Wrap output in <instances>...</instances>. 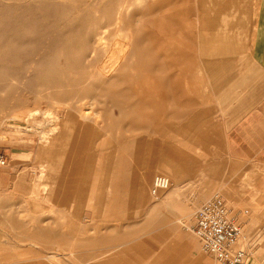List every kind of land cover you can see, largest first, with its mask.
Returning a JSON list of instances; mask_svg holds the SVG:
<instances>
[{"label": "rangeland", "instance_id": "374dc122", "mask_svg": "<svg viewBox=\"0 0 264 264\" xmlns=\"http://www.w3.org/2000/svg\"><path fill=\"white\" fill-rule=\"evenodd\" d=\"M256 1L0 0V264L45 255L46 264H100L110 249L116 264H193L184 238L218 264L191 231L194 211L216 193L210 180L234 184L238 203L248 197L237 190L245 175L264 185V163L235 159L223 144L258 90L247 54ZM69 109L99 133L40 144ZM140 138L149 169L131 190L135 159L115 146ZM111 150L126 164L118 190L104 174ZM79 158L77 178H100L98 207L87 191L64 195L62 177ZM158 173L170 184L154 198ZM251 231L263 234L264 218ZM141 236L146 243L136 244ZM256 241L262 248V235Z\"/></svg>", "mask_w": 264, "mask_h": 264}, {"label": "crops", "instance_id": "0c3cea01", "mask_svg": "<svg viewBox=\"0 0 264 264\" xmlns=\"http://www.w3.org/2000/svg\"><path fill=\"white\" fill-rule=\"evenodd\" d=\"M221 5L224 6V3L221 1ZM225 7V6H224ZM227 12L224 10V12L221 13L222 21H227ZM247 54L250 57V59L253 61L256 67V72L252 75L253 80L256 82L257 89L253 92L252 97H246L244 101H251L252 104H250L249 107H246L232 122H230L223 131V144L224 148L227 151L228 155L231 157L238 159V160H244V161H255V162H261L264 163V0H257L255 5V14H254V20L252 24V29L248 35V42H247ZM87 112V111H86ZM62 119L60 120V123L58 121L57 130L50 133L55 134L52 137H48L46 142H41L40 144H47L50 142H53L54 140L60 138V136L63 135V137L66 139L71 137H75L78 139L85 138L87 139L90 136H93L97 133H99L98 124L94 123V121H85V123H80L77 119V113L79 114V111L76 109H69L62 111ZM64 114V115H63ZM86 117V115H82L81 117ZM83 119V118H82ZM62 125V126H61ZM142 128V127H140ZM160 128V127H159ZM164 128V127H163ZM161 129V128H160ZM165 131V128L163 130V133ZM56 132H58L56 134ZM112 131H108V135L111 134ZM173 133L175 134L176 131L174 130ZM70 134V135H66ZM70 139V138H69ZM104 142L100 141V137L96 141V146L103 144ZM107 144L111 145L112 141L107 142ZM149 146L147 141H143L141 138L139 141H135L133 139L129 140L128 142H125L123 145H117L115 146V150L118 151L119 149L127 150L129 147L131 149L132 158L135 159L134 167H132L133 170V178H132V189H135V184L140 181L143 173V169L147 168L149 169V162L145 163L143 161V152H144V146ZM86 146H88L87 141H83L80 145L81 150H85ZM173 149H181L182 147L180 145L172 147ZM191 148V147H186ZM64 149H68V143H66V147ZM66 153V152H65ZM96 154V157L99 159L101 157H104V155H98ZM108 158H110L111 163H109V159L107 160L106 164V170L104 174H107L108 176H112V181H114V186L112 184V188L114 187L116 190H118V175L120 174V169L126 166L125 159L121 162L120 158H117L116 162L112 158V150L110 152H107ZM95 155V153H93ZM63 163L71 164V158L65 154L63 156ZM75 166L72 170V177L70 175V171L65 173L66 176L62 177V188L64 195L66 197L69 196H76L80 195L81 192L87 191L90 195V200L96 198V201H93L94 206L98 207L99 202V188H100V178L99 180H95L96 177H92V179L87 180V176H85L83 179L77 178V175L81 174L83 172V163L82 158H79L77 161L74 162ZM115 165V166H114ZM43 166V165H42ZM115 167V168H114ZM115 172V177H113V173ZM88 173V172H87ZM85 173L84 175H88ZM90 173V172H89ZM42 174V173H41ZM94 174V173H93ZM96 173L95 175H97ZM100 177V174H98ZM71 177V178H70ZM178 177V174H177ZM264 177V175H263ZM260 179V180H259ZM259 179H252L253 182H251V179L247 175H245L242 178V181L237 185V190L242 191L246 196L248 195L247 199L245 201H239L235 200L233 197L230 199L229 195L234 192V184H228L227 182H221L217 180H210L212 183V189L216 191V195L220 196L222 199L226 200L228 203V206L230 204L233 206V211L235 214H237L240 218V220L243 222L242 225V234H248L250 235V239H248L255 247V250L253 252V255L248 256L245 258L244 264H264V243L262 248H260L257 245V237L262 235V238H264V233L259 234L258 236H254L255 234L252 233L251 229L254 227V225L257 223L258 219L264 218V201L261 199H258L263 192H264V185L262 187H258L260 183L259 181H262L263 178L259 177ZM191 181V180H188ZM258 181V182H257ZM236 187V186H235ZM52 187L47 188L46 186L43 187V192H48V196L51 197V191ZM219 192H218V191ZM239 191V192H240ZM175 194L174 190H170L168 192V197ZM258 197V198H257ZM157 198V197H154ZM258 199V201H257ZM241 207V208H238ZM157 236V244L163 239L161 233H156ZM245 237V236H244ZM133 240V238H131ZM146 243V240L143 241L142 236L140 238H137L136 244H143ZM184 242L187 245L190 253V257L192 260H194L193 264H213L212 260H209L206 258L203 254L200 253V249L198 247L197 241L190 240L188 238H184ZM264 242V241H263ZM200 245V242H199ZM2 247V245H1ZM163 245L161 246V248ZM201 248V246H200ZM202 250V249H201ZM203 251V250H202ZM72 253V251H70ZM105 259L101 261L100 264H112V262L117 263L119 261V257H117L118 254H116V251L112 255V249L107 250L104 252ZM49 256V255H48ZM47 255L34 258L31 261L27 260L24 262L19 263H11L8 264H46L43 259L49 260V257ZM172 257V254H170ZM41 258V259H40ZM160 264H162L163 259L159 260Z\"/></svg>", "mask_w": 264, "mask_h": 264}, {"label": "built area", "instance_id": "2783aa9c", "mask_svg": "<svg viewBox=\"0 0 264 264\" xmlns=\"http://www.w3.org/2000/svg\"><path fill=\"white\" fill-rule=\"evenodd\" d=\"M3 164L4 159L0 156V165ZM168 185L166 177L154 176L150 193L156 195ZM191 230L203 252L213 256L219 264H244L243 260L255 250L254 245L245 240L242 224L231 213V207L216 194L196 211Z\"/></svg>", "mask_w": 264, "mask_h": 264}, {"label": "bare ground", "instance_id": "6f19581e", "mask_svg": "<svg viewBox=\"0 0 264 264\" xmlns=\"http://www.w3.org/2000/svg\"><path fill=\"white\" fill-rule=\"evenodd\" d=\"M84 117H85V116H84ZM161 175H162L163 177H166V178L168 179V181H169V184H170V180H169V178H168L166 175L158 173V174H156V175H154V176H161ZM153 178H154V177H153ZM153 178H152V180H151V185H152ZM151 185H150V187H149V192H150ZM168 187H169V185H168ZM168 187H167V188H168ZM167 188H165V189H167ZM165 189L159 190L158 193H156V195H152L151 193H150V194H151L153 197H157L158 194H159L161 191L165 190ZM208 200H209V199H208ZM208 200H206V201H208ZM206 201H205V202H206ZM203 203H204V202H203ZM203 203H202V204H203ZM202 204H200L199 207H201ZM159 206H161V205H159ZM199 207H197V209L194 211V213H193V219H194V214H195L196 211L199 209ZM159 208H161V207H159ZM188 221H189V219H188V217H186V219L183 220V223H184V222L186 223V222H188ZM184 225H187V224H184ZM187 226H188V225H187ZM188 228H189V227H188ZM191 231H192V230H191ZM241 231H242V230H241ZM244 236H245V235H244ZM212 257H213V256H212ZM213 258H214V257H213ZM214 259H215V258H214ZM215 260H216V259H215ZM243 261H245V259H244ZM217 263H218V262H217ZM218 264H219V263H218Z\"/></svg>", "mask_w": 264, "mask_h": 264}]
</instances>
